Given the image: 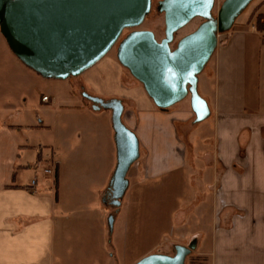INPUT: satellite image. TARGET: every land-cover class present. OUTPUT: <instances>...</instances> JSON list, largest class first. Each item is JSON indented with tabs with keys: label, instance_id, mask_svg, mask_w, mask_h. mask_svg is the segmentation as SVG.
Here are the masks:
<instances>
[{
	"label": "crops",
	"instance_id": "1",
	"mask_svg": "<svg viewBox=\"0 0 264 264\" xmlns=\"http://www.w3.org/2000/svg\"><path fill=\"white\" fill-rule=\"evenodd\" d=\"M258 14H264V0H259L247 22L219 36L211 65L199 80L204 97L213 102L212 136L193 133L189 150L179 123L192 118L194 123L191 107L158 108L143 86L124 84L121 73L106 65L97 69L102 61L81 75L103 96L123 100V121L140 140L141 159L132 168L135 181L129 177L127 190L131 191L129 240H146L148 224L155 233L164 220L172 225L176 219V224L184 220L182 204L189 200L195 182L188 162L196 166L202 161L212 175L207 188L212 190L214 213L206 234L211 264H264V33L252 28ZM14 61L19 71L5 75L11 88L7 94L0 91V264H106L108 217L114 208L103 199L115 156L110 167L73 165L70 181L62 183L61 161L53 155L57 159L53 182L39 180L35 168L43 158L41 142L33 141L25 129L49 126L42 119L33 123L26 101L22 110L8 101L35 72L16 56ZM73 79L68 104L93 110ZM107 111L106 128L114 136L112 114ZM95 173L104 174L96 194ZM46 174L52 176L53 170ZM124 203L125 197L116 216ZM160 240L152 239L138 258L154 250Z\"/></svg>",
	"mask_w": 264,
	"mask_h": 264
},
{
	"label": "water",
	"instance_id": "2",
	"mask_svg": "<svg viewBox=\"0 0 264 264\" xmlns=\"http://www.w3.org/2000/svg\"><path fill=\"white\" fill-rule=\"evenodd\" d=\"M254 0H160L165 35L158 39L140 26L153 0H0V30L15 56L44 78L65 80L80 76L116 47L117 59L138 80L155 105L168 110L191 98L194 123L212 114L199 92L219 36L232 30L237 18ZM202 21L182 36L176 34L192 20ZM127 30L129 32L125 33ZM93 110L111 111L117 163L103 201L114 208L108 217L112 233L116 213L129 187L128 173L141 155L137 134L123 121L125 106L117 97L104 99L83 92ZM198 245H174V253L153 252L135 264H186Z\"/></svg>",
	"mask_w": 264,
	"mask_h": 264
},
{
	"label": "rangeland",
	"instance_id": "3",
	"mask_svg": "<svg viewBox=\"0 0 264 264\" xmlns=\"http://www.w3.org/2000/svg\"><path fill=\"white\" fill-rule=\"evenodd\" d=\"M160 0H153L152 11L143 24L141 29H151L156 33L158 39L164 37L165 33V21L164 14L157 10V4ZM223 0H217L215 13L219 9ZM259 0H254L245 9V11L237 18L234 26L239 22L249 19L255 10V7ZM202 21L200 18H196L182 28L175 38L176 42L185 34L193 31L199 23ZM222 35V34H221ZM15 54L10 49L6 38L3 36L0 30V91L2 94H7L10 90V84L5 81V75L17 73L19 71L17 64L14 61ZM102 63L96 68H100L102 65H106L112 71L116 73L120 72L123 83L131 85L142 86V84L136 80L129 70L123 67L117 59L116 47L110 50V52L101 60ZM98 64V63H97ZM102 64V65H101ZM211 65V60L209 62ZM208 64V66H209ZM205 71L200 74V78L206 74ZM30 75V80L27 79L28 84L23 90L19 89V94L12 93V98L9 95V102H15L18 105L19 110L23 109V104L28 103L31 108V118L33 123H38L41 119L49 127H38L25 129L26 133L34 139L33 141L41 142L40 151L43 152V158L35 168L39 174V180L43 178L53 182L56 175V160L61 161L62 168V183L64 181L68 183L70 181L71 167L76 166H109L112 163L113 157L117 163V149L113 134L107 129L106 119L108 120V111H93L89 108L80 109L68 104V95L70 92V78L65 80L44 78L40 74L33 72ZM84 74V73H82ZM81 74V75H82ZM74 77L73 81L76 85L84 83L83 76ZM20 79L17 80V84ZM25 84V83H24ZM212 79H210L209 86L212 88ZM199 92L204 97L202 89L199 85ZM80 94V89H78ZM47 94L51 99L48 102L42 100V96ZM205 98V97H204ZM207 99V98H206ZM3 101H6L3 99ZM26 101V102H25ZM212 106L213 102L207 100ZM191 107V98L188 96L184 100L176 103L170 108H188ZM195 118V116H194ZM90 121H94V124H89ZM107 127V128H106ZM213 126L212 117L210 116L206 120L194 124L193 118L186 122L179 123L180 137L185 141L186 147L190 148L189 136L193 133H201L204 136H212ZM188 144V146H187ZM207 147V146H205ZM204 147V148H205ZM201 148V146H200ZM191 150V149H190ZM76 152L78 153L76 162ZM53 155L57 159L53 158ZM114 155V156H113ZM139 160L134 163L128 173V177H131L132 183L135 179L132 176L133 167L138 166ZM196 162H188L189 172L194 175L193 186H191V194L189 200L183 203V217L184 220L175 224L171 222L163 221L160 225L157 224L156 232L150 230L148 224V231L146 240L141 239L139 242H133L128 237L127 222L129 220L128 201L130 192L125 194V203L118 213L114 221V228L112 233L109 232L108 242L110 248L107 250V263L106 264H135L142 257L153 253L163 252L167 254L174 253V245L184 244L188 245L194 238H198V245L195 251L188 256L186 264H211L210 254L207 252L210 238L206 235L209 234L210 224L213 217V202L211 189L207 188L212 175L208 173V169L202 161L195 166ZM49 167L53 170L52 176L46 174V168ZM189 174V175H190ZM191 175V176H193ZM103 173H95L92 176L93 187L95 194L98 193L101 188L100 182L103 178ZM69 185V184H68ZM69 192L67 191L65 196L69 198ZM124 199V198H123ZM185 214V215H184ZM182 217V216H181ZM194 233L198 234L194 236ZM203 233V234H202ZM152 239H156L160 242L150 252H146L143 256L138 258L140 254L147 251L151 246ZM137 259V260H136Z\"/></svg>",
	"mask_w": 264,
	"mask_h": 264
},
{
	"label": "flooded vegetation",
	"instance_id": "4",
	"mask_svg": "<svg viewBox=\"0 0 264 264\" xmlns=\"http://www.w3.org/2000/svg\"><path fill=\"white\" fill-rule=\"evenodd\" d=\"M129 32V30H127L125 33ZM78 89H80V96L83 98L84 101L88 102L89 104H93L91 101H89L88 99L84 98L82 96L83 92H88L91 95L94 96H99L102 97L104 99H110L111 97H107V96H103L102 94H100L98 91H96V89H94L89 83L84 82L81 85L77 86Z\"/></svg>",
	"mask_w": 264,
	"mask_h": 264
},
{
	"label": "trees",
	"instance_id": "5",
	"mask_svg": "<svg viewBox=\"0 0 264 264\" xmlns=\"http://www.w3.org/2000/svg\"><path fill=\"white\" fill-rule=\"evenodd\" d=\"M254 12L252 13L251 17H253ZM256 25L258 27L259 30L263 29V25H264V14H258L256 16ZM78 89V87H77Z\"/></svg>",
	"mask_w": 264,
	"mask_h": 264
},
{
	"label": "built area",
	"instance_id": "6",
	"mask_svg": "<svg viewBox=\"0 0 264 264\" xmlns=\"http://www.w3.org/2000/svg\"><path fill=\"white\" fill-rule=\"evenodd\" d=\"M252 28H253L254 30L262 31V32L264 33V25H263V29H262V30H259L258 27H257V25H253ZM48 99H49L48 96H44V97H43V100H48ZM46 171H47L48 173H51V172H52V169L50 168V169H47ZM32 183L35 184L36 181L34 180Z\"/></svg>",
	"mask_w": 264,
	"mask_h": 264
}]
</instances>
